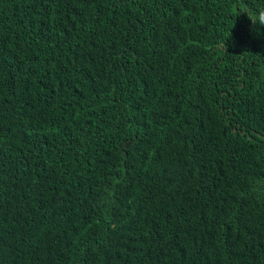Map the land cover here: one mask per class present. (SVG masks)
<instances>
[{"label": "trees", "instance_id": "obj_1", "mask_svg": "<svg viewBox=\"0 0 264 264\" xmlns=\"http://www.w3.org/2000/svg\"><path fill=\"white\" fill-rule=\"evenodd\" d=\"M0 264H264V0H0Z\"/></svg>", "mask_w": 264, "mask_h": 264}]
</instances>
